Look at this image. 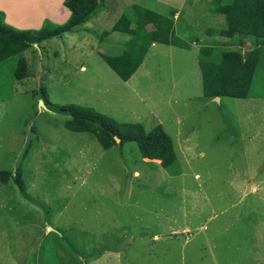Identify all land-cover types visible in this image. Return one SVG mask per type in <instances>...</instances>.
Wrapping results in <instances>:
<instances>
[{"label":"rangeland","instance_id":"1","mask_svg":"<svg viewBox=\"0 0 264 264\" xmlns=\"http://www.w3.org/2000/svg\"><path fill=\"white\" fill-rule=\"evenodd\" d=\"M125 5L101 0L80 25L23 50L21 79L17 56L0 62V264H264V44L248 97L204 98L198 46L257 43L225 45L205 34L224 26L209 0H175L172 28L189 50L153 43L126 84L99 55L127 43L111 30ZM69 103L146 131L160 124L172 154L145 160L114 138L104 149L63 127L70 115L51 105Z\"/></svg>","mask_w":264,"mask_h":264},{"label":"trees","instance_id":"2","mask_svg":"<svg viewBox=\"0 0 264 264\" xmlns=\"http://www.w3.org/2000/svg\"><path fill=\"white\" fill-rule=\"evenodd\" d=\"M101 0H63L69 15L61 23L44 19L36 28L18 29L3 21L0 11V62L17 56L13 71L14 79L26 75V63L20 53L33 44L50 37L68 32L80 25L100 6ZM211 11L223 17L224 26L208 28L210 36L217 34L227 39L234 36L252 38L257 45L243 52L238 47L201 44L197 48V66L200 74L201 95L204 98L249 96L251 79L257 69L261 44H264V0H209ZM179 12L169 10L167 15L157 13L136 3L128 5L111 26L112 31L128 35L125 46L114 56L99 53L100 57L122 81L135 71L151 42L169 44L187 49L188 42L175 35L172 15ZM216 32V33H214ZM106 34L107 32H103ZM214 33V34H213ZM264 97V96H263ZM44 101H47L44 98ZM45 104L49 105L48 102ZM53 111L70 115L62 122L71 131L92 134L102 148L117 143L135 142L142 158L163 160L172 154V141L160 124L145 130L139 122L117 121L107 114L90 107L76 104L51 105ZM7 171L0 172V180L5 182ZM14 182L22 190L17 171Z\"/></svg>","mask_w":264,"mask_h":264},{"label":"crops","instance_id":"3","mask_svg":"<svg viewBox=\"0 0 264 264\" xmlns=\"http://www.w3.org/2000/svg\"><path fill=\"white\" fill-rule=\"evenodd\" d=\"M108 1L119 6L120 4H124V2L127 1V5H125L124 7H127L128 5L136 2V0H108ZM154 1L166 5L168 7L167 10L168 12L169 10L174 11V6L170 4H173L175 0H154ZM62 2L63 0H0V11L2 12L3 21L6 24L18 29H29V28L35 29L41 25L44 19H47L53 23L63 22L69 15V10L63 5ZM97 14L98 12L96 13L95 16H93V20H96ZM176 14L177 13H174L172 17L174 18ZM172 26H173V21H172ZM112 35H115V33L113 32ZM153 43H157V42H151L149 44L144 54V57L148 52L149 48L153 46ZM163 45H169V44H163ZM141 62L137 66L138 69H140L141 67ZM114 75L116 78L114 76L112 77L114 79H118V76L115 73ZM133 76L134 73H132L127 80L123 81V83L127 84L128 81H130ZM143 159L150 160L147 158H143ZM150 161L158 162L159 160L151 159Z\"/></svg>","mask_w":264,"mask_h":264},{"label":"water","instance_id":"4","mask_svg":"<svg viewBox=\"0 0 264 264\" xmlns=\"http://www.w3.org/2000/svg\"><path fill=\"white\" fill-rule=\"evenodd\" d=\"M213 99H218V97H213ZM115 140L117 139L116 137H113Z\"/></svg>","mask_w":264,"mask_h":264}]
</instances>
